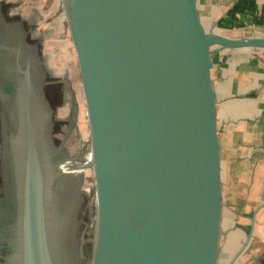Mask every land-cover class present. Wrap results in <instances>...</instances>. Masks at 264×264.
Listing matches in <instances>:
<instances>
[{"label": "water", "instance_id": "water-1", "mask_svg": "<svg viewBox=\"0 0 264 264\" xmlns=\"http://www.w3.org/2000/svg\"><path fill=\"white\" fill-rule=\"evenodd\" d=\"M59 1L88 127L89 158L77 167L91 170L94 182L90 264H234L258 210L229 258L213 56L264 50V37L229 38L214 31L217 23L206 30L199 0ZM11 78L13 102L6 109L5 101L2 121L0 264H65L48 172L52 157L66 151L54 146L35 64L18 53Z\"/></svg>", "mask_w": 264, "mask_h": 264}, {"label": "crops", "instance_id": "crops-1", "mask_svg": "<svg viewBox=\"0 0 264 264\" xmlns=\"http://www.w3.org/2000/svg\"><path fill=\"white\" fill-rule=\"evenodd\" d=\"M55 1L61 9L60 1ZM237 1L199 0L204 26L211 29L217 23L214 31L233 39L264 37V24L256 25L252 14L238 16V26L218 27ZM256 5V16L264 20V0H256ZM213 60L226 153L227 193L231 206L236 209L229 222L231 258L241 249L249 233L254 211L249 216L248 209L257 202L255 196L260 204L264 196V50H225L216 53ZM243 203L247 205L243 207ZM239 206H242L241 212ZM254 227L238 264H259L257 260L264 253V206L255 214Z\"/></svg>", "mask_w": 264, "mask_h": 264}, {"label": "rangeland", "instance_id": "rangeland-1", "mask_svg": "<svg viewBox=\"0 0 264 264\" xmlns=\"http://www.w3.org/2000/svg\"><path fill=\"white\" fill-rule=\"evenodd\" d=\"M4 5L5 8L3 10L8 14L12 13L23 17L28 16L29 13L32 14V12L36 14L39 20L35 28L41 31H38L41 35L43 34L42 30L48 27L50 28H48V34H45L46 44L43 42L47 48V63L52 70V75L55 78L54 81H57V84L60 85V98L64 99L66 105L65 108L58 107L59 104L57 103L52 106L53 116L57 123L55 127L59 125L56 132L53 133V143L55 148H58L62 144L64 150L65 148L68 149L70 158H73L78 152L77 164H84L89 158V144L86 143L88 138L87 120L78 78L76 58L58 3L55 0H4ZM10 7H12L11 12L8 11ZM204 27L208 30L207 26ZM59 81L62 83H59ZM71 119L74 120V124L73 128L69 131L68 121ZM66 131L67 133L64 139L63 135ZM76 142H79V144L76 145ZM225 155L226 153L224 152V158ZM61 163L64 164L63 168L67 172H71V174H67V176L69 175L72 179L81 176L80 188H78L77 191V193H79L76 198L77 202L71 213L73 223L71 226L72 232H70V234L74 235L76 242L75 245L72 246V250L70 249V253L68 252L69 257L73 260L72 264H89L91 260L95 218V197L92 172L89 169L81 170L78 167L66 168V165H70V162L67 161ZM225 173L226 169L224 168L226 202L230 222L231 213L236 209L231 206V202L228 198L227 192L229 184L227 183ZM247 191L251 193V190ZM255 197L257 202L248 209L247 215L249 216H252V212L261 206L260 199H257V196ZM244 204L246 203L241 205L244 207ZM239 207V211L241 212L242 206ZM231 232L232 230L229 226L227 232L229 233V239ZM239 262L240 261L236 262V264Z\"/></svg>", "mask_w": 264, "mask_h": 264}, {"label": "flooded vegetation", "instance_id": "flooded-vegetation-1", "mask_svg": "<svg viewBox=\"0 0 264 264\" xmlns=\"http://www.w3.org/2000/svg\"><path fill=\"white\" fill-rule=\"evenodd\" d=\"M4 8H5L4 0H1L0 1V84H1V87H0L1 88L0 175H1L2 154H3V139H2V136H3L2 124L3 123L2 121L4 120V114L6 115V113H4L3 107H4L5 101L7 104V107H5L6 109H9L10 108L9 106H11L13 102V95H12L13 85L12 83H10L12 81L11 68H12L13 61L18 53L22 59L24 60L29 59L30 62L35 64L36 71L38 72L40 79L43 83V91H44L45 99L47 100L50 108L52 109V106L55 103L59 104L58 107L65 108L66 106L64 99L60 98V94H59L60 85L57 84L58 83L57 81H54L55 78L52 75V70L47 63V48L45 47V44H46L45 34H48L49 27L46 28L45 30H42L43 34L41 35L40 33L41 31L38 28L37 29L35 28L39 20L36 14L32 12V14L29 13L28 16L23 17L20 15L12 14V13H9V14L5 13V11L3 10ZM8 11L11 12L12 7H10ZM2 18L3 20H5V22L1 20ZM43 22H44V19H43ZM59 83H62V82L59 81ZM5 93L8 94L7 100L5 98L6 97ZM52 124H53L52 135H53V133L56 132L57 127L59 126L58 125L57 127H55L57 123H56V119L53 116V110H52ZM73 124H74V120L71 119L68 121L69 131L70 129L73 128ZM66 133L67 131L63 135L64 139L66 137ZM77 133H78V130H77ZM65 151H66L65 154L59 152L57 155L53 156L51 162L49 163L48 187H49V194H50V197H49L50 202L51 200H53L52 203L54 204L53 212H54V216L56 217L55 221L57 220L56 221L57 226L58 224L60 225L59 230H58V233H59L58 237H59V241L61 244L62 254L64 256V263L72 264L73 260L69 257V253H70V249L72 250V246L75 245L76 240L74 239V235L70 234V232H72L71 226L73 223L71 213L77 202L76 198L79 194L77 193V191H78V188H80L81 176H78V178L76 179H72V177H70L69 175L67 176V174H71V172L69 171L67 172L63 168L64 164L61 163V162L67 161L66 157H69L70 155L68 149L65 148ZM77 156H78V152L73 157L75 162H70L69 163L70 165H66V168L67 167L76 168L79 165L77 164L78 163ZM59 170L62 172H60ZM0 191H1L0 192V201H1L4 199L3 181L1 179V176H0ZM263 206H264V198H262L261 206L256 208V210L259 211L260 209L263 208ZM256 210H254L253 215ZM251 224L252 222L250 223V228H251ZM254 225H255V222H254ZM253 230H254V226H253ZM236 254L237 252L232 257H234ZM240 256L236 259L234 264H236ZM257 261L259 262V264H264V253L261 255L260 259Z\"/></svg>", "mask_w": 264, "mask_h": 264}, {"label": "trees", "instance_id": "trees-1", "mask_svg": "<svg viewBox=\"0 0 264 264\" xmlns=\"http://www.w3.org/2000/svg\"><path fill=\"white\" fill-rule=\"evenodd\" d=\"M256 12H257L256 0H239L233 6V8L228 12L227 16L224 19L220 20L218 27L224 28L228 24H230L231 26H238L236 23L237 17L245 14H252L255 17L254 21L256 25L264 24V20L261 17L256 16ZM0 152H1V147H0Z\"/></svg>", "mask_w": 264, "mask_h": 264}]
</instances>
